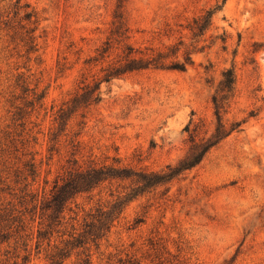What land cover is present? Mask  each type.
I'll list each match as a JSON object with an SVG mask.
<instances>
[{
	"label": "rangeland",
	"instance_id": "1",
	"mask_svg": "<svg viewBox=\"0 0 264 264\" xmlns=\"http://www.w3.org/2000/svg\"><path fill=\"white\" fill-rule=\"evenodd\" d=\"M15 2L0 0V264H50L58 233L36 247L37 230L48 222L38 206L73 168L164 173L176 166L212 132L211 99L226 69L235 82L222 119L235 129L192 167L144 187L98 230L97 248H74L61 264H78L85 253L92 264L127 257L138 264H264V0ZM25 13L36 22L34 50L20 28ZM120 13L127 45L142 55L167 54L184 69L149 67L102 80L98 103L58 130L56 111L120 55L119 48L103 63L92 61ZM33 90L43 97L29 111ZM109 188L115 184L77 195L59 230L82 231L96 208L112 203ZM27 191L32 202L21 197ZM34 203L19 221L18 210Z\"/></svg>",
	"mask_w": 264,
	"mask_h": 264
},
{
	"label": "trees",
	"instance_id": "2",
	"mask_svg": "<svg viewBox=\"0 0 264 264\" xmlns=\"http://www.w3.org/2000/svg\"><path fill=\"white\" fill-rule=\"evenodd\" d=\"M16 4L19 0H16ZM28 6L22 5L17 9H24ZM119 9L120 6H117ZM206 14V13H205ZM207 20L210 19L211 13H207ZM34 16L31 13H25L23 15L24 26L20 27L24 31L27 50H34L35 37L33 36L36 27H30L36 24L33 19ZM114 20L111 23V30L108 37L102 43V46L97 50L96 58L93 62H104L110 54L114 51L121 49L120 55H116L115 60L107 63L106 66L100 68L103 72V78L100 80H92V82H85L83 79L78 90L72 95V97L66 101L65 107H60L56 111V115L53 120L56 122L58 130H62L70 118V116L77 110L86 111L93 105L97 104L100 100L99 83L104 80L108 81L110 78L121 76L125 73L146 69V68H166L183 70L184 65L180 64L175 58L167 61V54L156 53L142 55L141 52L134 51L129 45L125 43L127 37V29L125 23L121 17V13L118 16H114ZM174 51L171 52L174 55ZM140 55V56H137ZM186 62H190L189 57L185 58ZM221 80L218 82V88L212 96L213 114L215 123L212 132L208 137L200 138L198 141L193 142L186 155L180 159L176 166H166L167 172L152 173L145 172L143 170H131L124 167H118L116 165H95L90 164L84 168L75 167L68 172L67 176L61 181L59 185L55 183L52 186L49 197L42 200L38 206L39 218L42 221H48L43 229H38L36 234V247L46 239V245L49 246L50 237L55 232L58 233V245L53 244V250L48 254L47 259L50 264H61L62 261L69 255L70 251L77 247H84L85 245H94L97 248L98 239L101 235L98 230L103 226L105 230L109 227L110 222L114 221L121 209L122 205L133 199L135 196L143 192L146 186H156L162 182L168 181L173 174L179 173L182 170L188 169L198 163L204 154L214 145H216L221 139L227 136L236 127V123L227 125L223 119L226 102L228 97L232 94L234 88L235 77L231 69H226L221 72ZM24 84V81L21 80ZM34 89V88H33ZM27 89L24 88V91ZM32 98L26 101L25 106H30L31 111L35 104H38L43 97L42 94H37L34 90L31 93ZM40 105V104H39ZM38 105V106H39ZM84 113V112H83ZM83 113L80 116H83ZM197 125L193 128L195 132ZM195 135L192 134V138ZM55 136L52 137L54 139ZM73 142V139H70ZM78 142L72 145H77ZM51 149V148H50ZM75 162V160H74ZM27 166V175L33 178L36 176V169L32 161L25 164ZM115 184V188L112 190L109 188L108 195L112 197V203L108 208L98 207L95 209V213L89 215L87 223L84 224L83 230L75 233V231H69L68 233L61 232L60 227L64 228L65 209L70 210L69 204L74 201L75 197L81 193H88L93 195V191L100 189L101 186ZM28 183L24 184V190H26ZM119 188V189H118ZM100 190L97 191L98 194ZM24 196H29V201L35 200L34 194L30 191L24 192ZM22 202H24L22 200ZM26 204V202H25ZM35 203L29 209L26 206L22 210H18V220L22 221L25 212H31L35 208ZM140 221V220H139ZM106 224V225H105ZM105 225V226H104ZM74 230V229H72ZM66 236L64 238L63 236ZM87 249V248H86ZM118 264H138L132 258L118 259ZM12 264H18L13 262ZM78 264H92L89 253L84 254Z\"/></svg>",
	"mask_w": 264,
	"mask_h": 264
}]
</instances>
